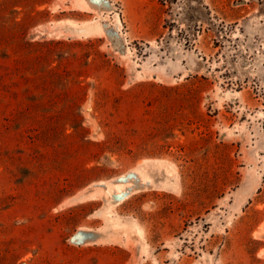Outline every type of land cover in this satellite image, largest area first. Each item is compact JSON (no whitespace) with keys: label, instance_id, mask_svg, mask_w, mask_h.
<instances>
[{"label":"rangeland","instance_id":"obj_1","mask_svg":"<svg viewBox=\"0 0 264 264\" xmlns=\"http://www.w3.org/2000/svg\"><path fill=\"white\" fill-rule=\"evenodd\" d=\"M106 2L0 0V264H264V0Z\"/></svg>","mask_w":264,"mask_h":264},{"label":"bare ground","instance_id":"obj_2","mask_svg":"<svg viewBox=\"0 0 264 264\" xmlns=\"http://www.w3.org/2000/svg\"><path fill=\"white\" fill-rule=\"evenodd\" d=\"M95 6H102L105 8H108L109 4L106 2V0H91ZM116 36V35H114ZM117 37V36H116ZM117 41L119 42V39L117 37Z\"/></svg>","mask_w":264,"mask_h":264}]
</instances>
